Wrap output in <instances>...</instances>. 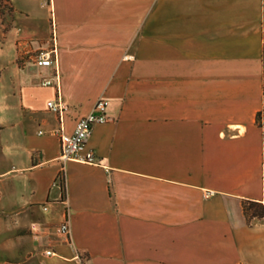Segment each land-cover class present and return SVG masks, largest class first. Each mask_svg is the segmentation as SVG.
Segmentation results:
<instances>
[{
    "label": "crops",
    "instance_id": "obj_1",
    "mask_svg": "<svg viewBox=\"0 0 264 264\" xmlns=\"http://www.w3.org/2000/svg\"><path fill=\"white\" fill-rule=\"evenodd\" d=\"M9 3L0 198L46 244L21 264H264V219L244 206L264 203V0ZM54 32L57 65L38 66ZM59 97L67 133L109 100L99 163L60 158Z\"/></svg>",
    "mask_w": 264,
    "mask_h": 264
},
{
    "label": "built area",
    "instance_id": "obj_2",
    "mask_svg": "<svg viewBox=\"0 0 264 264\" xmlns=\"http://www.w3.org/2000/svg\"><path fill=\"white\" fill-rule=\"evenodd\" d=\"M56 34L53 33V47L49 50H40L35 55V62L41 67H50L57 65L58 61V49L57 42L55 38ZM129 58L130 56H126ZM53 83L59 84V74L56 72L54 78H49L43 81L44 85H51ZM109 100L100 97L95 102L93 110L87 115L81 117L77 120L74 131L72 133H67L62 125L63 114L66 110V105L63 100L59 97L56 100H50L48 102V107L59 115L61 125L59 127V135L61 140V155L62 160L74 159L77 161L97 164L99 159L95 152L88 147L89 138L93 132V128L96 124L106 123L111 120L108 114ZM262 174L264 177V163L262 167ZM59 235L66 238V240L71 242V225L69 219H66L57 228ZM47 254H52L53 250L47 249ZM80 259V256H76Z\"/></svg>",
    "mask_w": 264,
    "mask_h": 264
},
{
    "label": "rangeland",
    "instance_id": "obj_3",
    "mask_svg": "<svg viewBox=\"0 0 264 264\" xmlns=\"http://www.w3.org/2000/svg\"><path fill=\"white\" fill-rule=\"evenodd\" d=\"M12 18L9 3L0 0V36L11 29ZM39 226L21 212L8 209L5 200L0 198V264H21L46 248Z\"/></svg>",
    "mask_w": 264,
    "mask_h": 264
},
{
    "label": "trees",
    "instance_id": "obj_4",
    "mask_svg": "<svg viewBox=\"0 0 264 264\" xmlns=\"http://www.w3.org/2000/svg\"><path fill=\"white\" fill-rule=\"evenodd\" d=\"M6 1L9 3V0H6ZM9 8L13 16L14 9L10 3H9ZM244 206H245V210L247 212H251V215L254 218H257L258 220L264 219V203L263 202L255 201V200H247Z\"/></svg>",
    "mask_w": 264,
    "mask_h": 264
}]
</instances>
